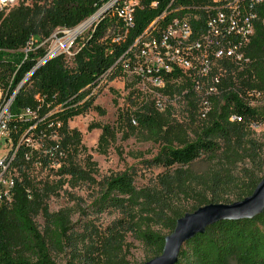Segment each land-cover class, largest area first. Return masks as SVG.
<instances>
[{"label":"trees","instance_id":"obj_1","mask_svg":"<svg viewBox=\"0 0 264 264\" xmlns=\"http://www.w3.org/2000/svg\"><path fill=\"white\" fill-rule=\"evenodd\" d=\"M108 1L23 0L0 13V90L17 91L8 126L17 176L12 202L0 203V264H58L55 254L66 264H129V236L151 251L150 261L162 254L178 219L206 205L242 201L264 178V140L254 130L264 127V10L245 49L249 62L222 60L214 68L218 93L210 95L204 114L193 76L177 69L136 74L133 46L152 25L160 31L174 18H189L202 30L211 0H139L127 33L109 11L78 39L74 57L61 54L39 68L46 49L22 51L31 39L40 43L57 30L74 29ZM148 77L164 83L153 89L156 95L186 104L190 123L176 120L174 106L135 89ZM120 78L130 90L128 105L113 125L90 129L102 131L97 151L103 155L118 135L158 147L144 164L162 172L144 186L137 185L134 169L98 180L81 132L69 125L90 112L104 116L96 95ZM82 187L98 189L86 216L116 219L106 227L90 220L77 229V211H50L49 201L61 194L78 202L73 191ZM177 264H264V213L208 227L184 245Z\"/></svg>","mask_w":264,"mask_h":264},{"label":"built area","instance_id":"obj_2","mask_svg":"<svg viewBox=\"0 0 264 264\" xmlns=\"http://www.w3.org/2000/svg\"><path fill=\"white\" fill-rule=\"evenodd\" d=\"M22 1L0 0V13L9 12ZM138 5L139 0H110L74 29L57 30L40 43L31 39L22 51L27 55L37 48H45L46 55L37 66L61 54L72 58L78 50V39L89 34L109 11L123 22L127 33L134 24V11ZM260 10H264V0H211L205 9L208 17L202 30L194 28L189 18H174L160 31L152 25L133 46L136 74L177 69L194 77L196 90L207 86L209 95H216L219 78L211 75L214 68L222 60H231L238 65L249 62L245 49L255 34L254 22L259 20ZM167 14L164 12L160 19ZM145 82L155 87L164 85L163 81L153 77H148ZM16 93L10 96L0 90V203L5 204L12 202L17 176L12 168L16 147L8 127ZM207 111L204 110V114Z\"/></svg>","mask_w":264,"mask_h":264},{"label":"rangeland","instance_id":"obj_3","mask_svg":"<svg viewBox=\"0 0 264 264\" xmlns=\"http://www.w3.org/2000/svg\"><path fill=\"white\" fill-rule=\"evenodd\" d=\"M125 78H120L114 82H111L105 86L102 91L96 95V106H99L104 112V116H99L96 112H90L85 116L74 118L70 121L69 125L72 129H77L82 134L83 145L87 148L88 154L92 157L93 161L97 164L98 180H102L104 177L113 173H120L126 170L134 169L137 172L136 183L138 186H144L150 184L155 177L162 172L161 169L149 168L144 162L152 159L158 152V147L151 142H140L135 138L123 140L121 135L117 136L115 143L108 149L106 154H100L97 151L99 137L102 133L100 129L91 130L92 125H113L119 109H122L128 105V97L130 90L126 89ZM157 88L150 82H145L136 85L135 89L143 91L148 95L156 96L167 105H172L175 108L176 120L183 124L190 123L188 118V112L186 110V104L182 100H171L168 98H162L160 94H155L153 89ZM209 88L197 89V94L200 97L201 109H208L210 100ZM154 93V94H153ZM169 101V102H168ZM257 138H261L264 132V127L254 128ZM70 191V190H69ZM77 195L78 205L76 207L75 202H71L63 194L60 197H53L49 201V209L52 213H56L64 209H73L77 211L72 217V222L75 228L79 229L85 222L92 220L95 225L106 227L114 219L117 214H103L96 217L86 216L88 213L87 208L90 206L91 201L97 196V188L82 187L73 191ZM38 224L43 227V221L39 218ZM126 261L129 264H145L150 257L151 251L134 240L132 237L127 238V247L125 250ZM58 264H66V257L60 254L54 255ZM148 262V261H147Z\"/></svg>","mask_w":264,"mask_h":264},{"label":"water","instance_id":"obj_4","mask_svg":"<svg viewBox=\"0 0 264 264\" xmlns=\"http://www.w3.org/2000/svg\"><path fill=\"white\" fill-rule=\"evenodd\" d=\"M263 213L264 178L253 194L242 201L206 205L178 219L174 232L165 238L162 254L145 264H177L184 245L197 235L204 234L208 227L221 221L252 220Z\"/></svg>","mask_w":264,"mask_h":264}]
</instances>
